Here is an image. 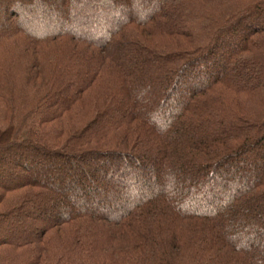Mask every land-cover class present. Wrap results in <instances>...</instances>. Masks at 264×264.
Masks as SVG:
<instances>
[{
  "label": "trees",
  "instance_id": "obj_1",
  "mask_svg": "<svg viewBox=\"0 0 264 264\" xmlns=\"http://www.w3.org/2000/svg\"><path fill=\"white\" fill-rule=\"evenodd\" d=\"M0 264H264V0H0Z\"/></svg>",
  "mask_w": 264,
  "mask_h": 264
}]
</instances>
